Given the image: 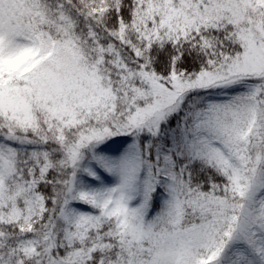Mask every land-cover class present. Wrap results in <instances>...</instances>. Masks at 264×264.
<instances>
[{
  "label": "snow or ice",
  "instance_id": "6c2138e0",
  "mask_svg": "<svg viewBox=\"0 0 264 264\" xmlns=\"http://www.w3.org/2000/svg\"><path fill=\"white\" fill-rule=\"evenodd\" d=\"M0 264H264V0H0Z\"/></svg>",
  "mask_w": 264,
  "mask_h": 264
}]
</instances>
